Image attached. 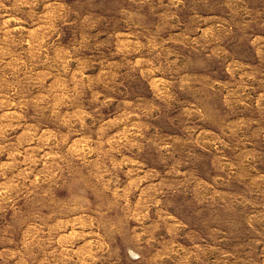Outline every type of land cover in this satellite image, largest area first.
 <instances>
[{
    "label": "rangeland",
    "instance_id": "374dc122",
    "mask_svg": "<svg viewBox=\"0 0 264 264\" xmlns=\"http://www.w3.org/2000/svg\"><path fill=\"white\" fill-rule=\"evenodd\" d=\"M0 264H264V0H0Z\"/></svg>",
    "mask_w": 264,
    "mask_h": 264
}]
</instances>
